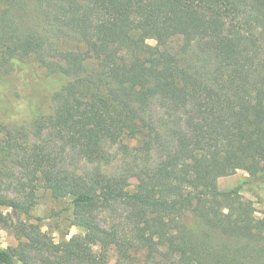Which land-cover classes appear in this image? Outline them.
<instances>
[{"label":"trees","instance_id":"trees-1","mask_svg":"<svg viewBox=\"0 0 264 264\" xmlns=\"http://www.w3.org/2000/svg\"><path fill=\"white\" fill-rule=\"evenodd\" d=\"M48 122L98 165L43 171L84 232L23 224L39 264H109L113 246L116 264H264V213L241 194L264 183V0H0V127ZM112 140L136 144L103 174ZM238 169L251 178L220 190ZM117 202L123 226L91 213ZM21 245L0 264H33Z\"/></svg>","mask_w":264,"mask_h":264},{"label":"rangeland","instance_id":"rangeland-1","mask_svg":"<svg viewBox=\"0 0 264 264\" xmlns=\"http://www.w3.org/2000/svg\"><path fill=\"white\" fill-rule=\"evenodd\" d=\"M149 42L154 44V40ZM178 42L179 40L175 39L172 44L176 45ZM31 95H34V92H31ZM0 128V144L4 145L10 154L8 159H0V198L24 203L28 208L27 211H22L0 205V246L7 248L25 245L27 238L23 233V224L39 225L42 231L56 242L83 233L84 231L73 223V197L54 196L51 189L45 186L43 171L54 166L65 172L86 175L98 164L87 160L76 146L54 138L55 130L49 122L38 131L35 128H17L3 124ZM123 144L133 146L136 142L132 140L121 143L112 140L107 143L106 159L99 166L103 174L119 173ZM41 153L46 159L39 157ZM250 178L246 170L238 169L233 174L219 177L217 185L220 190H230ZM133 184L134 180L131 179L129 188L132 189ZM241 194L253 201L257 214L262 216L264 183H244ZM222 200L227 201L230 198L223 197ZM91 213L96 215L103 225L123 226L128 207L117 202L108 208H94ZM24 247L28 249L30 257H33L32 263L39 264L40 258L35 254V250L30 246ZM95 249L98 250L99 246ZM116 252L114 246L109 249V264H116Z\"/></svg>","mask_w":264,"mask_h":264}]
</instances>
